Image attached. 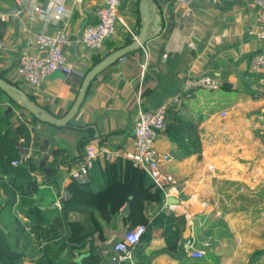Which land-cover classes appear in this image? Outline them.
<instances>
[{
    "label": "crops",
    "instance_id": "1",
    "mask_svg": "<svg viewBox=\"0 0 264 264\" xmlns=\"http://www.w3.org/2000/svg\"><path fill=\"white\" fill-rule=\"evenodd\" d=\"M121 1V17L138 36L144 20L141 11L139 15L137 10L138 0ZM101 3V0H23L21 3L0 0V40L5 43V48L0 50V78L33 96L32 89L16 75L19 55L28 47L30 36L65 29L74 42L67 50L74 72L69 76L52 74L42 85L40 96H35L46 113L63 116L75 101L94 58L110 55L114 49L123 48L127 41L135 42L119 25L116 36L105 43L102 52L89 55L84 50L81 44L83 30L96 24L95 10ZM58 5H63L65 12L61 20L55 21L52 15ZM152 5L153 21L146 41L138 50H133L135 52L126 54L125 61L119 59L94 79L72 124L89 125L93 129L95 138L90 143L98 142L108 149L125 151L139 109L155 111L179 95L191 77L208 75L216 78L221 86L231 84L237 93V103L200 125V156H183L181 147L164 132L156 147L159 152L172 157L168 168L177 181V189L168 198L179 201L172 213L183 214L186 218V229L180 239L184 251L185 245L191 243L204 253L210 250L218 264H264V252L258 254L264 250V210L262 218L254 213L255 206L264 204V146L260 144V139L264 138V125L260 120L264 110V88L258 79L261 75L250 72L252 58L261 52L255 36L257 8L253 0H192L194 16L185 18L170 0H153ZM35 7L48 10L49 15L36 14ZM168 29H171L170 33ZM143 48L149 54L146 85L145 76L141 79L140 67ZM30 51L39 54L35 49ZM198 91L205 92L197 90L194 93ZM182 99L179 104L170 105L190 120L192 111L182 106ZM6 101L5 96L0 95L2 110L8 108ZM18 112L16 110V116L20 118ZM31 131L37 136V128H31ZM257 135L260 138L255 139ZM39 142L41 139L36 138L32 145V163L37 166L33 175L38 180L44 173L42 165L51 162L50 150L47 153L38 150ZM62 173L58 180L61 190L65 177V172ZM194 190L198 191L197 195L193 194ZM58 196L52 185L40 186L38 203L43 209L50 210L52 219L60 211L55 206ZM0 197H4L1 190ZM166 199L164 196L159 211L170 213ZM194 204L200 207L198 213L190 211ZM15 212L27 221L17 210ZM118 219L110 224L101 220L104 243L97 241L95 236L92 245L87 244L70 255L64 251L53 264H80L92 248L102 264H110V256L104 254L105 250L128 231L121 228ZM115 223L117 231H123L120 235L113 230ZM221 223L224 229H219ZM200 228L206 231L202 232ZM3 232L11 249L21 255L23 264H32L38 251L36 243L28 244L25 238L17 242V233L9 227ZM163 248L160 231L152 227L132 249L126 263L178 264L176 259L161 254Z\"/></svg>",
    "mask_w": 264,
    "mask_h": 264
},
{
    "label": "trees",
    "instance_id": "2",
    "mask_svg": "<svg viewBox=\"0 0 264 264\" xmlns=\"http://www.w3.org/2000/svg\"><path fill=\"white\" fill-rule=\"evenodd\" d=\"M139 4L140 0L137 3L140 15ZM160 25L164 26L163 19L160 20ZM130 44L132 42L127 41L124 46ZM119 49L116 48L113 52ZM105 57L107 55L95 57L91 69ZM143 81L144 85L148 83L147 75ZM27 97L38 108L47 112L33 96L27 94ZM6 103L7 110L0 107V190L4 195L0 197V264H23L21 255L11 249L3 232L8 227L17 233V242L25 238L28 244L36 243L38 251L35 253L37 255L34 254L32 264H53L64 251H68L70 255L85 248L87 244L92 245L95 236L97 241L104 243L106 238L101 220L110 224L116 218H119L121 228L128 231L139 225L147 226V232L152 227H157L164 240L161 254L176 259L178 264H218L217 257L210 250L201 259H191L185 254L180 243L186 229L185 215L159 211L164 202L163 193L142 170L134 168L128 160L97 163L87 184L68 179L64 188L69 197L61 200L59 214L52 219L50 210L43 209L38 203L40 186L52 185L60 195L58 180L63 175L61 166L69 169L76 166L86 146L94 140V131L89 125H73L72 122L65 127L42 123L11 98L8 97ZM236 103L237 93L229 83L222 84L217 93L198 91L189 98L183 97L182 106L192 111L191 119L183 118L174 105H169L164 134L181 147L183 156H200V125L211 116L232 108ZM15 108L19 114H26L28 121L19 120ZM52 116L60 118L62 115ZM31 128L38 129L37 136L32 133ZM36 138L46 141L43 149L51 152V162L42 166L44 173L39 180L33 175L36 174L37 166L32 161L28 164L12 165L13 161L34 144ZM126 205H129L128 214L122 216L121 210ZM16 210L27 221L19 218ZM263 252L264 250L259 251L258 254ZM80 264L102 262L92 248L89 256Z\"/></svg>",
    "mask_w": 264,
    "mask_h": 264
},
{
    "label": "built area",
    "instance_id": "3",
    "mask_svg": "<svg viewBox=\"0 0 264 264\" xmlns=\"http://www.w3.org/2000/svg\"><path fill=\"white\" fill-rule=\"evenodd\" d=\"M16 1L21 3L23 0ZM101 2V5L95 10L96 24L83 30L81 44L89 55H97L102 52L105 49V43L116 36L119 25L126 30L134 41L138 40L136 33L121 17L122 1L101 0ZM170 3L179 9L185 18L194 16L192 0H170ZM253 4L258 12L255 36L261 45V52L252 58L250 72L252 75H261L258 79L264 88V0H253ZM34 11L42 17L49 15L48 10L40 7H35ZM64 12L63 5H58L52 18L59 21ZM24 30L26 31L25 27ZM28 39V47L21 52L18 58L16 75L32 89L33 96L39 97L42 85L49 76L54 73L69 76L74 72V67L67 55V50L74 42L65 29H55L32 35ZM4 48L5 43L0 40V50ZM31 49L37 50L39 54H32ZM143 53V62L140 65L141 79L145 76L149 61V54L144 48ZM120 59L126 60L125 56ZM220 87L221 83L214 77L208 75L191 77L186 81L181 93L173 97L168 103L159 106L155 111L139 109L133 123V133L126 143L127 150L125 151L108 149L98 142L90 143L75 167L69 169L61 166V170L65 172V177L55 206L60 210L61 200L69 197L64 188L68 179H73L80 184H87L91 180V172L97 163L113 162L119 158L130 161L134 168L142 170L154 186L163 193L165 199L168 198L177 189V181L168 168L172 157L168 153L159 152L156 147L160 135L166 129L168 106L179 104L183 97L189 98L197 90L217 91ZM225 115L226 113H223V116ZM260 120L264 124V110ZM21 141L23 140L21 139ZM30 161H32L31 154L25 150L17 160L12 162V165L28 164ZM173 207L176 205L167 204L169 212L174 211ZM262 216L264 217V212ZM147 230V226L139 225L127 231L123 238L109 250H105L104 254L110 256V264H124L129 259L132 249L141 242ZM185 250L187 255L193 259H201L204 256V251L195 249L191 243L185 245Z\"/></svg>",
    "mask_w": 264,
    "mask_h": 264
},
{
    "label": "water",
    "instance_id": "4",
    "mask_svg": "<svg viewBox=\"0 0 264 264\" xmlns=\"http://www.w3.org/2000/svg\"><path fill=\"white\" fill-rule=\"evenodd\" d=\"M152 1L153 0H141L140 1V11H141V14L144 20H143V26L138 35V40L129 46L123 47L119 49L118 51L111 53L110 55L105 57V59H103L98 65L90 69L85 74L75 101L72 103L71 107L62 117L57 118L41 110L28 99L27 94L24 91L4 81L1 78H0V90L4 94H6V96L11 98L13 101L17 102L18 105L23 106L29 114L34 116L40 122L48 123L55 127H65L70 122H72L77 116L85 100L86 92L90 86V83L104 70H106L108 67L116 63L120 58H122L123 56H125L126 54H128L129 52L133 50H138L140 47V44L146 41L148 37V29H149L150 23L153 21V15H152L153 13L150 12L151 9L153 8ZM168 32L170 33L171 29H168ZM9 109H12V107H9ZM19 117H20L19 120L26 119V121H28V118L26 117V114L24 113L20 114ZM41 151L44 153H47L48 150H44L42 148ZM166 203L178 205L179 201L174 200L172 198H167ZM128 211H129V205H126L121 210V215L126 216L128 214Z\"/></svg>",
    "mask_w": 264,
    "mask_h": 264
},
{
    "label": "rangeland",
    "instance_id": "5",
    "mask_svg": "<svg viewBox=\"0 0 264 264\" xmlns=\"http://www.w3.org/2000/svg\"><path fill=\"white\" fill-rule=\"evenodd\" d=\"M1 96H5V99H7L8 98V96H6V94H4L3 92L0 94ZM34 98L38 101V99L34 96ZM16 109V108H15ZM17 110V109H16ZM18 113H20V112H18ZM73 122V121H72ZM264 125V124H263ZM36 132H37V130H35ZM261 131V130H260ZM259 135V134H258ZM255 136L254 138L255 139H257V138H260L259 136ZM57 138V137H56ZM261 141H260V144H261V146H264V138H261L260 139ZM43 140L41 139V142H39V145H38V150H42V148H43ZM35 148H36V146H35ZM33 149H34V146H31L30 148H28V151L30 152V154H31V157H33L32 155H33ZM36 149V150H37ZM48 152V151H47ZM48 163H44L43 165H47ZM42 165V166H43ZM194 193L193 194H195V195H197L198 194V191L197 190H194L193 191ZM195 203V202H194ZM255 209H256V211L254 212L255 214H257L260 218H262L261 217V213H262V211L264 210V204L263 205H261V206H255ZM197 211L196 213H198V211H200V207L199 206H197V205H195L194 204V206H192V207H190V211ZM264 212V211H263ZM102 222L104 223V221L102 220ZM114 227H113V230L115 231V232H118L117 230H118V225L115 223L114 225H113ZM220 228L219 229H224L225 227H224V225H222V223H221V226H219ZM201 229V231L203 232L205 229H203V228H200ZM206 231V230H205ZM123 231H120V232H118V234L120 235V233H122ZM201 238V237H200Z\"/></svg>",
    "mask_w": 264,
    "mask_h": 264
}]
</instances>
